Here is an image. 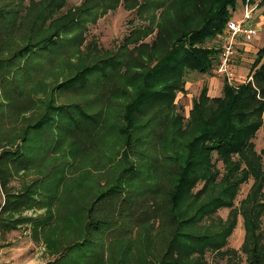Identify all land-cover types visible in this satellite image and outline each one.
Listing matches in <instances>:
<instances>
[{
  "label": "trees",
  "instance_id": "1",
  "mask_svg": "<svg viewBox=\"0 0 264 264\" xmlns=\"http://www.w3.org/2000/svg\"><path fill=\"white\" fill-rule=\"evenodd\" d=\"M21 1L0 6V53L16 47L0 58L3 93L19 91L12 72L20 68L26 74L20 61L54 53L51 67L62 66L60 53L85 59L89 47L82 48L80 31L86 6L56 14L66 0H50L22 14ZM249 1L264 15V0ZM238 3L169 0L151 42L142 40L154 30L150 25L133 29L118 52L70 66L72 74L46 98L31 99L43 107L42 117L23 128L19 149L4 151L0 159L30 167L32 152L45 145L55 158H73L58 180L77 179L80 187L51 188L53 170L45 173L32 183L35 191L0 203V229L31 223L32 236L52 256L44 264H208V252L226 264H241L239 250L227 245L242 214L246 264H264V148L258 152L254 141L264 128V45L247 80L224 79L221 96L203 86L187 118L175 112L186 73L212 72L220 48L206 42L223 33ZM66 91L74 100L56 103ZM11 104V98L0 103L7 115ZM33 132L43 146L32 142ZM251 177L247 196L234 206L241 184ZM32 206L44 210L33 217L11 215ZM222 207L231 208L227 218L213 220ZM133 229L140 232L135 238ZM125 239L130 246H116Z\"/></svg>",
  "mask_w": 264,
  "mask_h": 264
},
{
  "label": "rangeland",
  "instance_id": "2",
  "mask_svg": "<svg viewBox=\"0 0 264 264\" xmlns=\"http://www.w3.org/2000/svg\"><path fill=\"white\" fill-rule=\"evenodd\" d=\"M17 1L19 0H0V6L6 5L5 7H11L12 3ZM49 1L50 0H22L21 2L23 5L21 6V13L26 14L29 12V9L31 10L33 7L31 6L33 3L34 5L36 4L35 7L37 10L39 8H43ZM168 5L169 0H66L65 4L61 6L62 8H60L56 14H69L78 7L86 6L87 8L86 12L88 13H83L81 15L82 17H80L81 20H84L82 24L83 28H80V31H82L85 38V43L82 48L86 47L85 45L87 43L89 45L84 52L85 59L75 56L74 54L69 56L66 54L68 52L65 51V53L59 54L60 58L63 59L62 66L51 67L52 64H50V57L54 55V53L32 55L28 59L20 61L24 64L23 68L27 69L26 74L23 73V70L20 68H17L14 72H12L16 83L19 85V91H17V88V90L14 89V91L12 90L3 93V89L0 88V103H7V98H11L12 100V104L10 105L12 110L10 109L8 115L6 105L0 107V115L3 117V121L0 124V157H2L4 151H10V148L11 150L19 149L18 146L21 142L20 138L22 136L23 128L28 123H32L39 119L40 116L42 117V114L44 113L43 107L35 106L34 103L30 102L31 99L37 101L38 99L46 98L48 90H51L53 85L56 83L58 84L59 80H61L64 76L72 74L73 70L69 71L70 66L72 67V65L75 64L77 69L85 64H92L104 56L112 55L113 53L118 52V48L120 45L125 43L124 40L126 36H128L133 29L150 25L154 28V30L142 40L143 42H151L156 35L157 22L161 20V15L163 11L168 8ZM237 7L238 8L235 12L237 15H241L244 3L239 0ZM260 14L261 10L258 7L255 14V20L260 18ZM47 21H49V19ZM223 33H218L216 37L209 39L206 42V45L209 47L213 46L221 48ZM260 35L259 39H257L258 36L255 37L254 39L257 40L252 41L250 45L247 46L249 50H246L244 48L245 46L239 47L238 56L234 61L236 68V83H240L248 79V74L239 73L237 71V67L243 64V66H246L248 71H250L251 65L256 57L257 50L264 43V23L262 24ZM14 49L12 51L10 50L5 53H0V58L11 56ZM71 51L72 50L69 52ZM45 68L49 69L45 70ZM135 70L141 71V69ZM96 76L98 77L99 75L96 74ZM185 79V88L178 91L175 98V112L182 114L185 118H187L192 107L193 99L200 93L202 87L206 86L208 88V93L215 96L217 93V83L220 81L223 83L224 78L217 75L213 71L211 73H203L197 70H191L186 73ZM71 96L72 94L70 95L69 91L62 93V95H57L55 99L57 101L56 103L71 102L74 100ZM35 134L36 133L33 132L31 136L35 137ZM254 141H256L255 144L257 151L261 152L264 148V128H260L258 130ZM32 142H35L36 145L43 146V141L40 137H35ZM45 149L46 146L44 145L43 149L33 151L31 154L33 158L31 159H33L34 164L26 168H20L23 166L17 160L13 161L14 164H12L8 157L6 159H0V203L2 205H4L6 201H10L13 198H17L18 200L19 196L22 195L21 193L26 194L33 190L35 191L36 188H33L32 186L35 179L38 177L39 179H42L41 177L44 176L45 173L52 170L53 176L52 179L49 180L48 184L51 188H59L58 190L60 191L61 188L66 185L71 187H80V182H76L77 179H69L68 181L72 183L67 181L68 184H65V181H62L61 183V181L58 180L61 174L67 172L66 166H70V161H72L73 158L71 156L55 158L52 156L53 154L50 155ZM68 151L69 149L65 150L66 153ZM46 157L47 160H44ZM47 161L48 163H46ZM53 164H55V166H52ZM218 166L222 169V162H219ZM53 167H55V169ZM68 174L70 176L72 171L70 170V173ZM252 182L253 179L251 177L248 181L241 184L242 186H240L234 206L240 207V201L247 196ZM35 195V197L39 196V194ZM43 196L41 195V198ZM79 196L83 203L86 202L85 192L84 194L80 193ZM17 200L15 202H17ZM230 209V207L220 208L217 214L213 215V220L216 221L221 218L226 219L229 215ZM43 210L44 209H39L37 206H32L30 208H22L20 211L15 212L16 214L11 215L16 217H33ZM243 216L244 215L242 214L237 216V224L228 238L229 245H227V247L230 246L238 249L241 256L240 263L246 264V256L241 250V246L243 245L245 239ZM210 221L211 219H207L206 223ZM31 228V223L22 222L16 229L11 231L0 229V264H44L46 260L52 258V256L45 251L42 242L34 239L35 237L32 236L33 233ZM261 228L264 232V213L261 218ZM137 233L140 232H137V229H133V238L136 237ZM125 241H127V239L118 242L116 246L122 248L123 246L129 245L128 243L125 244ZM135 247L136 245L134 248ZM134 248L131 249L132 254L134 256H139L138 251H135ZM207 258H209L208 264H213L214 262L226 264L225 259L216 258L212 252H208Z\"/></svg>",
  "mask_w": 264,
  "mask_h": 264
},
{
  "label": "built area",
  "instance_id": "3",
  "mask_svg": "<svg viewBox=\"0 0 264 264\" xmlns=\"http://www.w3.org/2000/svg\"><path fill=\"white\" fill-rule=\"evenodd\" d=\"M255 8L256 6L247 0L242 15L229 19L222 35V45L212 71L231 84L235 83L234 61L240 45L251 42L258 35L259 27L252 20Z\"/></svg>",
  "mask_w": 264,
  "mask_h": 264
},
{
  "label": "crops",
  "instance_id": "4",
  "mask_svg": "<svg viewBox=\"0 0 264 264\" xmlns=\"http://www.w3.org/2000/svg\"><path fill=\"white\" fill-rule=\"evenodd\" d=\"M246 2V1H245ZM245 2H243L244 3V5H245ZM251 4H253V5H255L256 6V8H255V10H254V15H253V23L256 25V26H258L259 27V31H258V38L257 39H259L260 38V30H261V27H262V24L264 23V15L262 14V8L261 7H259V5H258V3L257 2H255V3H251ZM258 7H259V9L261 10V14L259 15V17L260 18H258V20H255V14H256V10L258 9ZM235 14H233V17H240L241 15H237V13L236 12H234ZM243 13V12H242ZM232 17V18H233ZM256 36V37H257ZM257 39H253L252 41H256ZM251 41V42H252ZM251 42H248V43H244V44H242V45H240V47L241 46H245L244 48L246 49V50H249L248 49V45H250V43ZM264 45V43L260 46V48L262 47ZM260 48H258V50L260 49ZM257 50V51H258ZM254 62V61H253ZM238 69H237V71L239 72V73H243V74H248V77H249V74H250V71H248V69L246 68V66H243V64H241V65H239L238 67H237ZM236 69V68H235ZM247 70V71H246ZM245 72V73H244ZM222 86H223V83L220 81L219 83H217V93H216V95H220L221 96V92H222ZM218 90H220V91H218ZM45 248V247H44Z\"/></svg>",
  "mask_w": 264,
  "mask_h": 264
}]
</instances>
